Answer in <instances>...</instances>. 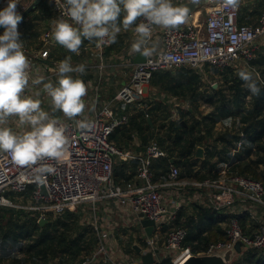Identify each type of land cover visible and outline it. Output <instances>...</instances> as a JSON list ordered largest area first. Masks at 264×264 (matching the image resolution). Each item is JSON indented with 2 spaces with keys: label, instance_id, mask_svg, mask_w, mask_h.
I'll list each match as a JSON object with an SVG mask.
<instances>
[{
  "label": "built area",
  "instance_id": "2783aa9c",
  "mask_svg": "<svg viewBox=\"0 0 264 264\" xmlns=\"http://www.w3.org/2000/svg\"><path fill=\"white\" fill-rule=\"evenodd\" d=\"M26 1L19 0L18 13L21 14L27 9ZM49 2L57 13L58 19H69L64 0H49ZM204 8L205 20H202L196 11L188 15L186 23L178 28L161 27V46L154 43L158 28L155 25L152 26L149 47L154 44L156 51L144 62L135 64L131 59L127 61L122 53L112 61L115 66V61L122 58L123 61L119 63L121 67H132L130 80L122 85L112 98L105 100L99 106L100 94H96L94 112L84 113V116L94 122L92 129L80 130L75 126L74 120L60 118L66 126V135L69 138L68 156L60 164L55 161H45L55 167L56 171L46 175L44 183L35 181L33 168L19 167L8 153L0 152V207L37 211L41 214V219L49 212L55 215L63 214L82 203H91L96 211L94 221L99 235V247L94 257L102 253L111 264H142V257H136L129 251L128 241H125L123 245L117 241L119 228L124 226L129 229L128 224L123 220L125 218L133 219L142 230L141 237L135 236L129 248L141 247V254L154 252L156 262L169 258L172 264H183L188 260L194 253L191 247L184 246L188 234L187 228L176 226L170 228L161 243L165 225L175 221L176 210L188 201L200 204L209 202L212 209L218 211L225 208L233 213L236 211L227 224V239L212 243L207 251L198 254L223 252L234 248L238 241L243 243V250L264 247V211L259 215L256 209L252 212L255 206L264 210V182L229 170L238 151L253 147L245 132H240V138L233 147L231 160L224 163L219 178L180 179L181 169L173 165L169 172V179L163 183L155 181L152 164L155 159L165 157L167 152L156 140L150 142L144 154L132 150L123 151L111 141L114 130L129 122V113L125 112L127 106L147 107L144 101H146L147 90L155 71L190 67L203 75L204 83L214 85L218 82L211 81V77H219L227 67L234 66L241 60L248 64L257 57L259 48L257 41L264 38V12L257 25H249L240 24L238 21L240 5L235 8L225 7L223 0H206ZM52 30L46 31L43 35L44 47L32 51L23 49L31 65L29 87L25 90V95L31 96L36 88L43 89L42 85L31 84V79L37 77L35 75L37 72L42 70L49 72L45 76V82L47 79L55 83L53 81L56 79L59 62L50 60L49 47L54 43L51 37ZM110 45L106 44L100 48L96 45L92 46V56L96 64L82 62L72 63V65L85 64L86 69L94 66L100 83L101 76L107 68L105 51ZM84 49L89 50V45H86ZM74 74L77 73L71 75ZM95 88L97 89L98 86L96 85ZM43 95L48 97L45 92ZM119 159L139 160L137 174L140 183L127 186L115 183V165ZM31 187L33 190L28 199L22 200L21 198L29 192ZM43 187L46 193L43 192ZM163 188H170L173 194L181 198V202L173 208L169 207L166 196L162 192ZM191 189H194L192 194L189 193ZM100 202L105 204L99 207ZM97 210L101 213L98 214ZM249 210L252 212V218L260 221L259 229L252 234L244 231L239 218L241 211ZM143 217L152 219L156 223L151 236L147 235L141 223ZM99 220L105 226L103 232L97 225ZM24 243L23 240L0 239V259L22 257ZM115 249H118L121 254L118 260H112L110 257L111 251ZM175 251H177L176 254L172 256Z\"/></svg>",
  "mask_w": 264,
  "mask_h": 264
},
{
  "label": "trees",
  "instance_id": "16d2710c",
  "mask_svg": "<svg viewBox=\"0 0 264 264\" xmlns=\"http://www.w3.org/2000/svg\"><path fill=\"white\" fill-rule=\"evenodd\" d=\"M246 10L247 6L240 9L241 15L238 20L240 24H247L242 17ZM39 11L44 14L38 13ZM263 12L264 1L259 3L254 13L260 14L261 17ZM55 16L57 13L49 0H42L20 23L25 25V30L20 37L38 40L41 34L38 30L41 27L40 23L43 20L51 21ZM86 45L95 46V43L85 40L81 48L83 49ZM117 47L118 42L112 43L105 51V56ZM61 50L63 51L57 54L51 53V58L64 60L67 56H71V63L84 59L83 52L77 55L65 48ZM242 67L229 66L220 73V79L230 84L229 90L221 85L215 89L211 85L210 91L206 90L203 75L190 67L155 71L150 82L151 88L158 89L159 94L167 98L181 99L193 105L195 109L192 107V111V109L178 107L180 117L174 119L173 108L166 106L165 110L164 101L154 99L144 101L147 107L142 108L136 105L137 109L142 110L137 113L132 112L131 106H127L125 112L129 113V122L114 130L111 141L123 151L132 150L144 154L150 142L156 140L167 152L163 159L154 161L152 164L156 179L161 176L164 177L163 180H168L171 167L180 165L185 170L184 174L180 175L181 179L204 180L221 176V169L217 165L231 160L229 150L232 145V148L235 146L240 138V132L243 131L253 147H247L236 153L235 161L230 165L229 170L264 182V47H259L257 57L244 68ZM241 70H247L253 74L261 90L258 95H253L245 87V82L238 76ZM75 76H79L85 83L88 81L85 74L82 76L74 74L73 77ZM201 105L211 107V111L206 115L197 116L195 110H198ZM187 117H193V121H189ZM230 117L238 120V130L232 132L226 129L222 134H216L217 124ZM162 120H165L163 124L169 120L168 127L164 135L157 139L155 130ZM199 147L205 149L204 159L197 156ZM201 162L203 167L195 170ZM138 167L137 159L117 162L115 183L122 186L135 183ZM32 190L31 187L23 196L24 201L28 199ZM190 208L194 211L193 214L187 216L185 209L182 208L174 221L176 227H185L188 230L184 241L185 247H191L193 253L198 254L207 251L212 243L227 239L229 213L207 208L197 202L192 203ZM40 216L41 214L37 211L0 207V239L25 242L22 257L0 259V264L88 263L99 247V235L92 225L85 224L81 215L74 210H67L58 215L46 213L48 222L43 226L40 225ZM239 218L247 233L252 234L260 227V221L247 214L239 215ZM127 238L125 240L128 241L127 245H131L135 240L133 234ZM128 249L136 254L137 248L128 247ZM155 264H172V261L165 258ZM230 264H264V247L246 248Z\"/></svg>",
  "mask_w": 264,
  "mask_h": 264
},
{
  "label": "clouds",
  "instance_id": "9594fccd",
  "mask_svg": "<svg viewBox=\"0 0 264 264\" xmlns=\"http://www.w3.org/2000/svg\"><path fill=\"white\" fill-rule=\"evenodd\" d=\"M69 19L54 21L51 37L70 53L79 55L85 40L97 48L116 42L117 34L131 29L137 39L130 51L145 58L152 56L156 47H149L152 26L175 29L186 23L189 8L174 5L172 0H64ZM19 0H8L0 10V152H6L19 167L33 168L35 181L44 183L46 175L56 168L45 161L63 163L68 156L69 138L63 122L41 108V101L25 95L30 81V61L23 51L18 25L23 17L17 12ZM225 7H238L239 0H223ZM123 14V15H122ZM140 21L137 23V21ZM71 21V22H70ZM71 56L58 63L57 81L45 82L44 76L31 79L32 85H42L51 97L53 112L60 111L74 120L80 130H90L94 122L84 116L83 99L88 86L79 76L86 74V65L73 66ZM38 71V70H37ZM239 78L253 95L260 93L257 80L247 70L238 72ZM39 92L36 96H39ZM94 107V106H93ZM17 117L20 126L30 130L16 133L8 127V118ZM82 117L81 119H76Z\"/></svg>",
  "mask_w": 264,
  "mask_h": 264
},
{
  "label": "crops",
  "instance_id": "0c3cea01",
  "mask_svg": "<svg viewBox=\"0 0 264 264\" xmlns=\"http://www.w3.org/2000/svg\"><path fill=\"white\" fill-rule=\"evenodd\" d=\"M35 0H27V5L29 6L30 4H32ZM181 0H172L173 4L174 5H179ZM189 1H202V0H189ZM240 1V0H239ZM264 0H244V1H240L239 2V5L241 4V8L244 7V6H247V10L244 12V14H242V17H244V22L249 24V25H257L259 23V18H260V14L258 13H254L255 10H256V7H258L259 3L262 2ZM7 2L8 0H0V10H2L6 5H7ZM205 4L202 5L200 7V9L198 10V14L200 15L201 19L202 20H205L206 19V15H205V8H204ZM17 12L18 11V8H17ZM38 13H41V14H44L43 12L39 11ZM250 13H254L252 15H249ZM241 15V13H240ZM241 17V16H240ZM58 19V15L55 16L51 21H48V20H43L40 24H41V27L40 29H38L41 34L39 36V39L38 40H35V39H24L22 37H20V39L23 41V49H28V50H35V49H39V48H42L43 44H42V39H43V35L46 31L50 30V29H53L54 27V21ZM31 20V19H30ZM39 24V22H38ZM38 24L35 23V25L39 26ZM158 28V32L156 33L155 35V39H154V43L158 46H161L162 45V34L160 33L161 31V27L160 26H157ZM5 30V29H4ZM4 30L0 31V35L3 34ZM25 30V25H21L19 24L18 25V31L19 33L22 35L23 32ZM20 35V36H21ZM137 39V36L132 32L131 29L129 30H123V28L121 29V32L119 34H117V38H116V42H118V47L115 48V50H111L110 54H107L105 56V61L107 63V68L106 70L104 71V73L102 74L101 76V81L100 83L98 84V89L95 88V86L97 85L96 84V80L94 81L93 78L89 79V82L88 84L90 86L93 87V82L95 83V86L93 88H95V90L97 91L98 90V93L100 94V98H101V93H103V91H106L107 90V93L106 94H110L112 93L113 91H117L122 85L126 84L128 82V77L127 76H122L120 75L118 78L115 77H112L113 76V73H111L109 76L106 75V72L107 71H110V69H114L115 66H113L112 64V61L116 59L117 56L123 55V58L125 60H133L134 61V58L136 57L137 53H133L130 51L131 49V44ZM258 46L259 47H264V44L263 43H258ZM44 47V46H43ZM90 49L89 50H85L84 48H80V53L83 52L84 54V59L82 61H79V62H76V63H82V62H87L88 64H93L94 65V62H92V59H93V56H92V46L90 45L89 46ZM123 47V48H122ZM62 48H64L63 46L59 45L58 43H53L52 46L49 47V51H50V58H51V53H56L57 52H62L63 50H61ZM108 48V47H107ZM122 48V49H120ZM125 48V49H124ZM67 50V49H65ZM107 50V49H106ZM120 50V51H118ZM50 60L52 61H62L61 59H53L51 58ZM116 66H118L119 68L121 67L119 65V63L115 64ZM110 67V68H109ZM132 69V67H130ZM127 70H130L128 68H125ZM124 69V70H125ZM131 72V71H130ZM91 73V71H90ZM109 73V72H108ZM46 74H49V72L46 73V71L42 70L41 72H37L35 75L36 76H46ZM95 76V75H94ZM106 79L105 80V83L103 84V79ZM109 79H116V82H117V79H118V82H119V85L118 83H113V82H109L107 80ZM130 79V78H129ZM46 81L48 82V80L46 79ZM57 79H55L53 82H56ZM98 81H99V75H98ZM118 85V86H117ZM115 86V87H113ZM148 90L150 91V87L148 88ZM110 91V92H109ZM37 92H39L42 96V98H46L44 95H43V89L42 88H36L33 93H32V97L34 94H36ZM147 95H151L150 93H147ZM101 101V100H100ZM86 109V108H85ZM218 124H221L222 127H223V130L225 131L226 129H229L230 131H235V130H238V126H239V122L238 120L233 117H230V118H227L221 122H219ZM217 124V125H218ZM217 130L219 129L218 126H216ZM216 134L220 135L222 133H219L216 131ZM233 146V145H232ZM231 146V150H229V154L232 155V152H233V148ZM203 148V147H202ZM204 149V148H203ZM245 148L241 149L240 151H238L237 153L241 152L242 150H244ZM245 155V154H244ZM246 156V155H245ZM199 157V156H198ZM202 159L205 158V149L203 151V157H200ZM217 159V157L215 158V160ZM224 165V163H219L217 165V167H219L220 169H222V166ZM201 168L200 165H198L195 170H199ZM156 177V176H155ZM164 177H158V179L155 178V181L156 182H159V183H163V182H166L167 179L163 180ZM135 183H140L139 180H138V174H137V177L135 179ZM164 195H167L166 196V202H167V205L171 208H173L177 203L181 202V198L176 195L175 193L173 194V192H171V189L170 188H163V191ZM194 192V189H191V192H189L190 194H192ZM170 196L171 200L169 202L168 200V197ZM188 202H191V201H188ZM187 202V203H188ZM104 202H101V204H103ZM194 203V202H193ZM192 205V203H191ZM190 205V206H191ZM190 206H186V203H183L182 206L176 210V213L178 214V212L180 211V209H185V213L187 216L191 215L194 213V211L190 208ZM203 206L207 207V208H212L209 204V202L207 204H203ZM190 208V209H189ZM250 211V210H249ZM249 211H241L240 212V216L242 214H247L251 217L252 216V212L250 213ZM221 212H225V213H229L230 214V218L233 214L236 213V211H234V213L230 210V209H223L221 210ZM176 214V215H177ZM255 219V218H253ZM175 223V222H174ZM104 225V224H102ZM130 235V234H129ZM128 235V237H129ZM118 236V234H117ZM123 245V244H122ZM97 251V250H96ZM133 254L136 256V257H139V256H142L141 253H139L138 251H136V254L135 252H133ZM110 257L112 260H118L120 257H121V254H120V251L118 249H115L113 251H111V254H110ZM96 263L98 262L99 264H111L110 262H107V260L104 258V255L102 253H100L99 255H97L96 257H94V255L90 258V260L88 261V264H91V263Z\"/></svg>",
  "mask_w": 264,
  "mask_h": 264
},
{
  "label": "rangeland",
  "instance_id": "374dc122",
  "mask_svg": "<svg viewBox=\"0 0 264 264\" xmlns=\"http://www.w3.org/2000/svg\"><path fill=\"white\" fill-rule=\"evenodd\" d=\"M241 2L242 1H244V0H240ZM239 1V2H240ZM240 7H241V4H240ZM257 43H263L264 44V38H260L258 41H257ZM121 61H123L122 60V58H120L119 60H117V61H115V63L117 64V63H120ZM92 62H94V64H96L97 62L94 60V59H92ZM246 65V63H245V61L244 60H241L239 63H237V64H234V67H242V68H244V66ZM110 68V67H109ZM125 68H128V69H130V70H127V69H125ZM125 69V70H124ZM90 71H91V73H90ZM131 71V72H130ZM109 72V73H108ZM111 73H113V76L112 77H115L116 76V78H118L120 75H122V76H127L128 77V81L130 80L129 78L131 77V74H132V69L130 68V67H125V66H122V67H118V66H116L115 65V67H114V69H110V71H107L106 72V75L107 76H109ZM86 76H87V78H88V81L85 83L87 86H88V93H87V95L83 98L84 100H85V103H86V109H85V113H87V112H89L90 114H92L93 112H94V108H95V105H96V100H95V97H96V94L98 93V91H96L95 90V88H93L94 86H95V83L93 82V87L92 86H90L89 84H88V82H89V79H91V78H93V80L95 81L96 80V84H97V86H98V84H99V81H98V72L95 70V68H94V66H92L91 67V69L90 68H88V69H86V74H85ZM95 75V76H94ZM117 75H118V77H117ZM56 77V79H57V75L55 76ZM75 77H77V76H75ZM105 78L103 79V84L105 83ZM107 81H109V82H113L114 84L115 83H118V85H119V82H118V79H117V82H116V79L114 80V79H109V80H107ZM211 81H215V82H218V83H220V84H218L219 86L218 87H220V85L221 86H223V87H225V89L226 90H229V83H226V82H224L223 80H221L220 79V76L219 77H211ZM56 83V82H55ZM54 83V84H55ZM117 85V86H118ZM205 86L206 87H210L211 86V84L210 83H205ZM113 87H115V86H113ZM98 89V88H97ZM208 91H210V89L208 90ZM110 92V91H109ZM117 92V91H116ZM115 91H113L112 93H110V94H106L107 93V90L106 91H103V93L104 94H102L101 93V98H100V102L98 103V106L101 104V103H103L105 100H109V98H110V96L112 97V96H114V94L116 93ZM147 93H150L151 95L149 96V95H147V97L145 98V100L146 101H149V99H150V101H152L153 99L154 100H160V101H164L163 103H164V109L166 110V106H171L172 108H173V115H172V117L174 118V119H178L180 116H179V113H178V107H182V108H184V109H192V107H193V105H189V103H187V102H185V101H183V100H181V99H178V98H174V97H168L167 98V96H165V95H160L159 94V90L158 89H156V88H151L150 87V91L149 90H147ZM48 96V95H47ZM33 98L34 99H39L40 101H41V108L43 109V110H45V111H47V112H49L51 115H55L56 114V116L55 117H57V118H67V117H65L64 115H63V113L62 112H60V111H56V112H53V110H52V101H51V97H46L45 99L44 98H42V96L41 95H39V96H36V94H34L33 95ZM94 106V107H93ZM136 106V105H135ZM134 105L133 106H131L130 108H131V110H132V112H134V113H137V112H139V111H142V110H140V109H137L136 107H135ZM139 107H141V106H139ZM190 107V108H189ZM194 108V107H193ZM195 109V108H194ZM192 111H193V109H192ZM211 111V107H209V106H203V105H201L199 108H198V110H195V114L197 115V116H201L202 114L203 115H206V114H208L209 112ZM188 118V120L189 121H193V117H187ZM165 120H162V122L160 121V123L158 124V127H157V129L155 130V136H156V138L157 137H160V136H163L164 135V133H165V131L167 130V127H168V123H169V120H167L166 122H165V124H163V122H164ZM7 126L8 127H10V128H12V130L14 131V132H16V133H23L24 131H27V130H30L29 128H28V126H26V125H24V126H20L19 124H18V118L17 117H9L8 118V124H7ZM218 127H219V129L217 130V128H216V131L217 132H219V133H223L224 132V130H223V127H222V125L221 124H218L217 125ZM158 139V138H157ZM134 149V148H133ZM164 157H161V158H158V159H155L154 161L156 162V161H159V160H161V159H163ZM120 159L117 161L118 163H120ZM125 161H130V160H125ZM116 162V163H117ZM199 165L201 166V167H203V165H202V162L201 163H199ZM179 167L181 168V175H183L184 174V169L179 165ZM180 179H181V176H180ZM183 179H187V178H183ZM129 184V183H128ZM127 184V185H128ZM165 196H167V195H165ZM22 200H25V198L24 197H22L21 198ZM168 200H169V202H170V200H171V198H170V196L168 197ZM191 203H193V202H188V203H186V206H190L191 205ZM105 204V202L103 203V204H101V202L98 204V206L99 207H102L103 205ZM98 208V207H97ZM254 209H252V212H255V209L256 210H258V215H259V213L260 212H263L264 210L261 208V207H257V206H255V207H253ZM73 210L74 211H77L78 213H79V215H81V218H82V221L85 223V224H88V225H92L93 226V228L94 229H96L95 227H96V222L94 221L95 220V212L96 211H94V208H93V206H92V204L91 203H82V204H80V205H78V206H75L74 208H73ZM250 213H251V211H249ZM97 213L99 214V213H101L100 212V210H97ZM117 220H118V217H117ZM124 221H125V223L126 224H128V226H129V229H128V227H126V228H124V226H121L120 228H119V230H118V236H117V241H118V243L119 244H123L124 242H125V240L126 239H128L127 237H128V235L131 233V234H133V236L135 237H137V238H140L141 237V235H142V230L140 229V226H139V224L138 223H136L133 219H130V218H125V219H123ZM120 221V220H119ZM124 223V224H125ZM97 225L100 227V231H102L103 232V230L105 229V226H103L102 225V222L99 220L98 222H97ZM175 225H174V222L173 223H170V224H166L165 225V230H163V234H162V236H161V243H162V241L165 239V237H166V232L170 229V228H172V227H174ZM130 231V232H129ZM128 247L130 246V245H127ZM98 249V248H97ZM96 249V250H97ZM176 252L177 251H175V252H173L172 253V256H174L175 254H176Z\"/></svg>",
  "mask_w": 264,
  "mask_h": 264
},
{
  "label": "water",
  "instance_id": "95a60500",
  "mask_svg": "<svg viewBox=\"0 0 264 264\" xmlns=\"http://www.w3.org/2000/svg\"><path fill=\"white\" fill-rule=\"evenodd\" d=\"M42 0H35L32 4H30L25 11L21 13L23 19L26 18L41 2ZM206 3V0L202 1H189V0H181L180 4H183L184 6H187L189 8V15L193 12H196L200 9L202 5ZM4 30L3 27H0V31ZM146 58L139 53L134 58V63L138 64L141 62H144ZM219 83H215L213 87L215 89L218 88ZM209 90V87L206 89ZM149 121L151 122V119L149 118ZM203 151L204 149L202 147L198 148L197 156L203 157ZM174 161V159H172ZM43 192L46 193L45 187H43ZM143 216V214H141ZM48 222L46 217H42L40 219V225H45ZM143 227L145 228L147 235L151 236L155 229V221L152 219L144 218L141 221ZM137 251L141 253V247H137ZM243 251V243L241 241H238L234 248L228 249L223 252H217L212 254H194L192 255L188 260H186L183 264H230L235 257ZM158 253V250H156ZM142 264H155L156 259L154 256V252L149 251L147 253L142 254Z\"/></svg>",
  "mask_w": 264,
  "mask_h": 264
}]
</instances>
